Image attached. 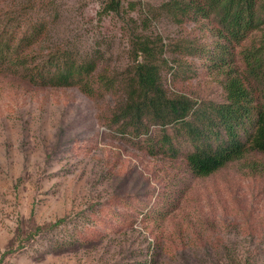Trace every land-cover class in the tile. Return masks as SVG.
I'll list each match as a JSON object with an SVG mask.
<instances>
[{
	"label": "rangeland",
	"instance_id": "rangeland-1",
	"mask_svg": "<svg viewBox=\"0 0 264 264\" xmlns=\"http://www.w3.org/2000/svg\"><path fill=\"white\" fill-rule=\"evenodd\" d=\"M105 1L0 0V24L44 20L42 46L117 73L133 63L134 33L167 43L184 32L159 11L166 0H120L121 11L104 14ZM101 102L111 96L0 78V264H264V157L195 176L180 152L146 154L108 133Z\"/></svg>",
	"mask_w": 264,
	"mask_h": 264
},
{
	"label": "trees",
	"instance_id": "trees-1",
	"mask_svg": "<svg viewBox=\"0 0 264 264\" xmlns=\"http://www.w3.org/2000/svg\"><path fill=\"white\" fill-rule=\"evenodd\" d=\"M122 9L120 0H106L100 12ZM159 11L183 34L163 43L159 34L134 33L133 63L119 73L97 70V57L42 46L44 20L20 30L7 15L0 24V78L39 88L75 86L90 99L109 94L111 102L106 108L101 102L98 114L108 133L146 154L180 152L195 176L251 169L253 152L264 157V0H166ZM143 21L141 30L148 26ZM208 28L212 33L202 42L199 32Z\"/></svg>",
	"mask_w": 264,
	"mask_h": 264
}]
</instances>
